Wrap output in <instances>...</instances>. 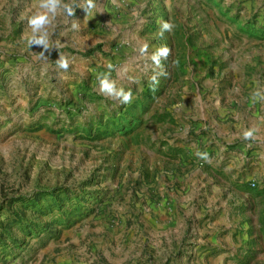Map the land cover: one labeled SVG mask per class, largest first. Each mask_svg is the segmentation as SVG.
<instances>
[{
    "label": "rangeland",
    "instance_id": "1",
    "mask_svg": "<svg viewBox=\"0 0 264 264\" xmlns=\"http://www.w3.org/2000/svg\"><path fill=\"white\" fill-rule=\"evenodd\" d=\"M41 2L0 0V264H264V170L207 150L264 115V0H58L47 50Z\"/></svg>",
    "mask_w": 264,
    "mask_h": 264
},
{
    "label": "crops",
    "instance_id": "2",
    "mask_svg": "<svg viewBox=\"0 0 264 264\" xmlns=\"http://www.w3.org/2000/svg\"><path fill=\"white\" fill-rule=\"evenodd\" d=\"M236 114L233 120L216 129L215 135L222 138L223 144L214 136L213 145L209 143L207 147L214 160L221 162L222 171L229 177L227 184L233 188L264 170V115L247 118ZM246 133L250 135L246 137Z\"/></svg>",
    "mask_w": 264,
    "mask_h": 264
},
{
    "label": "clouds",
    "instance_id": "3",
    "mask_svg": "<svg viewBox=\"0 0 264 264\" xmlns=\"http://www.w3.org/2000/svg\"><path fill=\"white\" fill-rule=\"evenodd\" d=\"M60 7L61 5L59 4L58 0H42V2L39 5V9L37 10L36 13H34L33 17L30 20V25L32 27V38L29 41L30 46L32 44L43 45L44 49L47 50L48 33L45 26L50 23L51 17L55 16L57 9ZM63 7L68 15H73V11L70 6L64 5ZM89 7H91V4H89ZM171 27L172 26L166 22L163 23L161 26L162 31L170 30ZM162 54L166 55V50ZM60 66L65 69L67 68L66 63H63ZM102 86L106 91L108 92L112 91V85L110 83L106 81L102 82ZM116 95L122 97V101L124 103L130 102L131 100V94L124 93L122 90L118 91ZM245 135L247 137L248 135H250V133H246Z\"/></svg>",
    "mask_w": 264,
    "mask_h": 264
},
{
    "label": "trees",
    "instance_id": "4",
    "mask_svg": "<svg viewBox=\"0 0 264 264\" xmlns=\"http://www.w3.org/2000/svg\"><path fill=\"white\" fill-rule=\"evenodd\" d=\"M101 48H102V44H97L96 46L91 48L89 51H87L85 53L81 52L80 54L84 55V56H91V55L95 54L97 51H100Z\"/></svg>",
    "mask_w": 264,
    "mask_h": 264
},
{
    "label": "built area",
    "instance_id": "5",
    "mask_svg": "<svg viewBox=\"0 0 264 264\" xmlns=\"http://www.w3.org/2000/svg\"><path fill=\"white\" fill-rule=\"evenodd\" d=\"M251 185H252V186H255L256 184H255V182H253Z\"/></svg>",
    "mask_w": 264,
    "mask_h": 264
}]
</instances>
